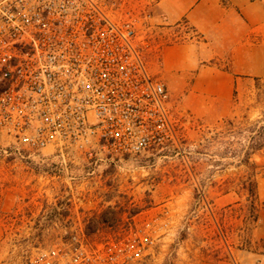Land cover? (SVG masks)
I'll list each match as a JSON object with an SVG mask.
<instances>
[{"label": "rangeland", "instance_id": "obj_1", "mask_svg": "<svg viewBox=\"0 0 264 264\" xmlns=\"http://www.w3.org/2000/svg\"><path fill=\"white\" fill-rule=\"evenodd\" d=\"M122 2L135 12L151 11L150 0ZM256 4L264 10V0ZM189 32L154 30L152 37L160 44L179 43ZM257 45H264L262 13L256 15ZM256 56L263 58L256 59L261 67L264 49L256 48ZM155 60L151 54L150 65ZM256 94L255 81L236 87L232 113L220 119L197 116L183 98L170 94L175 141L99 166H87L72 150L17 153L0 138V264H33L71 233L81 231L102 250L108 242L134 237L135 230L154 242L140 264H199L227 256V249L239 264L255 260L263 245L252 238L254 213L245 197L234 196L233 204L231 197L218 198L224 181L235 188L243 175L237 152L245 133H224L222 121L244 122L245 129L256 125ZM251 162L257 183L264 184V150Z\"/></svg>", "mask_w": 264, "mask_h": 264}, {"label": "built area", "instance_id": "obj_2", "mask_svg": "<svg viewBox=\"0 0 264 264\" xmlns=\"http://www.w3.org/2000/svg\"><path fill=\"white\" fill-rule=\"evenodd\" d=\"M154 19L122 0H0V138L17 153L72 150L87 166L173 143L170 96L150 65L166 19ZM79 232L33 264H140L154 244L135 230L101 250Z\"/></svg>", "mask_w": 264, "mask_h": 264}, {"label": "crops", "instance_id": "obj_3", "mask_svg": "<svg viewBox=\"0 0 264 264\" xmlns=\"http://www.w3.org/2000/svg\"><path fill=\"white\" fill-rule=\"evenodd\" d=\"M150 3L154 20L166 19L165 25L156 31L181 34L184 30L178 24L182 22L190 31L183 33L182 42L160 44L158 61L151 63V71L162 80L169 96L183 98L182 102L193 114L219 119L230 116L236 87L264 77V65L256 64V59H263L256 56V48L264 49V45L256 46V15L264 14V10L256 0H150ZM257 184L258 200L264 203V184ZM234 196L237 197L228 193L218 200L231 197V203H237ZM252 238L264 242V209L257 212ZM230 256L199 264H239L231 252ZM245 264H264V254Z\"/></svg>", "mask_w": 264, "mask_h": 264}, {"label": "trees", "instance_id": "obj_4", "mask_svg": "<svg viewBox=\"0 0 264 264\" xmlns=\"http://www.w3.org/2000/svg\"><path fill=\"white\" fill-rule=\"evenodd\" d=\"M256 105L260 109L261 119L256 120V125L245 129L244 122H235L234 120H224L222 121L225 128L224 133L226 134H243V141L241 142L240 149L237 152L239 154L238 166L243 168V175L238 179L236 187L234 188L233 182L231 180L224 181L223 188H221V195L228 193H233L237 197L244 196L247 202L246 208H248L252 214V223H256V217L259 207L258 200V184L255 179V166L251 162V157L255 153L264 150V78H256ZM237 131V132H236ZM261 254H264V242H262ZM227 257L230 256V251L227 249ZM217 258V257H216ZM215 259V258H214Z\"/></svg>", "mask_w": 264, "mask_h": 264}]
</instances>
